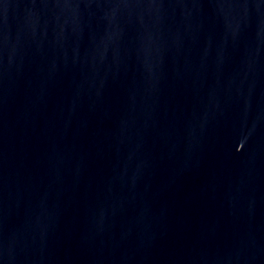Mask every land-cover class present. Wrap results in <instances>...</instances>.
<instances>
[{
	"label": "water",
	"instance_id": "obj_1",
	"mask_svg": "<svg viewBox=\"0 0 264 264\" xmlns=\"http://www.w3.org/2000/svg\"><path fill=\"white\" fill-rule=\"evenodd\" d=\"M0 264H264V0H0Z\"/></svg>",
	"mask_w": 264,
	"mask_h": 264
}]
</instances>
